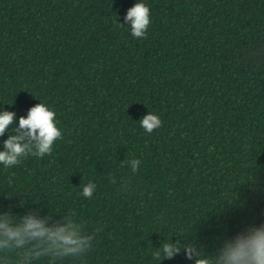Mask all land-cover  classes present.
Instances as JSON below:
<instances>
[{
  "label": "trees",
  "instance_id": "16d2710c",
  "mask_svg": "<svg viewBox=\"0 0 264 264\" xmlns=\"http://www.w3.org/2000/svg\"><path fill=\"white\" fill-rule=\"evenodd\" d=\"M137 2L0 0V110L18 123L42 101L64 134L50 155L0 164V211L74 213L95 239L63 264H194L186 245L211 260L264 224V0H143L142 39L124 19ZM170 241L181 253L154 260Z\"/></svg>",
  "mask_w": 264,
  "mask_h": 264
},
{
  "label": "clouds",
  "instance_id": "9594fccd",
  "mask_svg": "<svg viewBox=\"0 0 264 264\" xmlns=\"http://www.w3.org/2000/svg\"><path fill=\"white\" fill-rule=\"evenodd\" d=\"M124 19L133 37L147 38L151 9L143 0L130 7ZM56 116V112L42 101L32 106L26 116L21 115L18 123L14 111L0 110V138L9 133L2 141L0 164L7 169L21 164L22 159L29 156L50 155L64 135ZM140 125L146 133H152L163 126V121L149 111L141 118ZM140 164L138 159L130 161L132 172H138ZM128 188L125 182L124 190ZM96 191L97 185L90 181L83 186L82 196L91 199ZM74 216L71 213L54 219L49 214L41 216L38 211H29L23 216L0 211V264H37L41 260H46L47 264H63L66 259H82L92 249L95 236L86 233ZM181 251L178 243L165 242L152 257L156 261L172 259ZM183 251L194 264H264V224H248L234 236L224 239L211 260L192 245H186Z\"/></svg>",
  "mask_w": 264,
  "mask_h": 264
}]
</instances>
